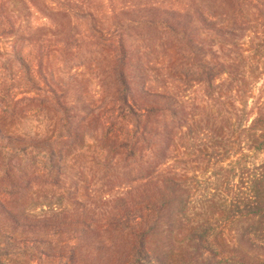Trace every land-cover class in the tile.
Segmentation results:
<instances>
[{
  "label": "rangeland",
  "instance_id": "rangeland-1",
  "mask_svg": "<svg viewBox=\"0 0 264 264\" xmlns=\"http://www.w3.org/2000/svg\"><path fill=\"white\" fill-rule=\"evenodd\" d=\"M232 107L241 124L264 112V0H0V264H208L186 256L167 208L146 249L132 232L154 216L140 199L173 173L186 218L223 221L225 170L264 162L236 146ZM138 121L171 130L185 163L139 150L121 161ZM218 143L222 163L200 158ZM225 224L221 246L245 254Z\"/></svg>",
  "mask_w": 264,
  "mask_h": 264
},
{
  "label": "trees",
  "instance_id": "trees-1",
  "mask_svg": "<svg viewBox=\"0 0 264 264\" xmlns=\"http://www.w3.org/2000/svg\"><path fill=\"white\" fill-rule=\"evenodd\" d=\"M169 6L166 9L171 13H180L181 9L179 7L176 6L174 9V5L171 4ZM180 14H182V11ZM173 28L171 27V30ZM179 30L181 29L179 28ZM199 76L205 79L207 85L213 83V75L209 68L201 66ZM223 110L227 112L225 109ZM165 111L174 120L181 121L176 116L174 103L173 106L170 105L169 109H165ZM231 111H233V113L231 112L233 115L231 120L232 131L235 133L239 130L237 137H242L244 140V142L237 141L236 146L240 148L242 145H246L248 150L264 155V112L262 107L257 109L254 116L253 113H246L244 124L240 123L244 110L232 107ZM133 113L136 114L137 110H134ZM136 124L138 125L137 131L131 134H128V131L127 133L125 132L124 140L119 143L121 161L132 160L136 157L139 150L138 158L140 153H142L140 151H149L157 158V163L165 162L169 158L175 164L185 163V159L177 154L173 148L174 139L171 130L159 129V127H151V129L148 128L146 130L144 126H141L142 122L138 121ZM216 131H214L215 137H217ZM208 133L211 135L212 132L209 131ZM219 147L220 143L214 145V147H209V150L199 151L200 158L207 162L215 158L214 163H222L227 152H220ZM225 169L220 167L219 171ZM225 171L230 174L234 183L224 204L220 205V218H223V221L219 220V218L211 220L209 217L198 221V215H194L195 219L186 218L184 207L188 202H181V199L175 196L176 193L181 191L180 186L183 185L176 173L171 174L162 182L159 187H163V189L157 187L161 193L147 196L146 199H140L138 205L144 206L145 211L143 212L147 216L150 214L154 216L151 218L148 227L145 226L142 231L132 232V241L136 249L138 246V252L141 248L145 247L146 249V243L150 244L155 235L154 229L159 227L160 212L167 208V212H171L173 216L168 218V224L171 226L169 227L172 228L176 222L178 224L182 222V225H184L188 243L186 256L193 258L192 262L196 260L193 256H205V261L208 264L211 262L210 259H214L218 264H264V258L261 257L264 255V162L257 165H238V163H235L234 166ZM164 193L166 194L165 196H163ZM227 222H234L235 225H238L236 232L237 243L244 245L246 248L245 254H238L235 251L237 250L236 248L230 250L234 252L225 251L224 247L221 246L218 235L220 229ZM149 250L151 254H161L157 249L149 248ZM225 253L228 255H225Z\"/></svg>",
  "mask_w": 264,
  "mask_h": 264
}]
</instances>
